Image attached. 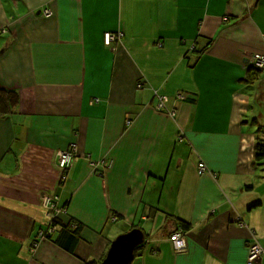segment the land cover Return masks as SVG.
Returning a JSON list of instances; mask_svg holds the SVG:
<instances>
[{"label": "crops", "instance_id": "obj_1", "mask_svg": "<svg viewBox=\"0 0 264 264\" xmlns=\"http://www.w3.org/2000/svg\"><path fill=\"white\" fill-rule=\"evenodd\" d=\"M107 31L122 33L110 47ZM253 53L264 0H0V264H99L134 227L144 242L130 264H246L252 239L264 264ZM70 143L61 181L56 153ZM47 196L65 208L56 220L81 226L71 252L58 229L39 236Z\"/></svg>", "mask_w": 264, "mask_h": 264}, {"label": "built area", "instance_id": "obj_2", "mask_svg": "<svg viewBox=\"0 0 264 264\" xmlns=\"http://www.w3.org/2000/svg\"><path fill=\"white\" fill-rule=\"evenodd\" d=\"M44 14H47V11H43ZM122 36L121 33H118V35L114 36L113 34L106 33L104 36V42L106 45H109L112 41L116 40L117 38H120ZM250 65L251 68H254L255 71H258L262 74H264V53H253L251 54L250 59ZM179 98H182L181 95L178 96ZM162 98V97H160ZM162 100V99H160ZM162 104H158L157 108H162ZM77 155V145L76 143H70L69 146L65 149L58 150L56 153V166L61 172L60 179L61 181L65 179V171L70 166V162L74 156ZM104 159L100 158L99 160L90 162L92 167H100L104 164ZM97 174L101 175V170ZM205 171V166L202 162H199L197 164V172L199 174L203 173ZM56 196L53 197H44L42 199L43 205L48 209L49 214L52 217L56 216L57 214L64 212L62 208H59L56 206ZM54 226L46 227L45 230H42L39 233V236L41 238H44L45 236L50 235V233L54 230ZM169 240L172 243L173 249L176 251H182L185 249V238L183 236V233L181 230L173 232ZM35 246V244L32 245V248ZM32 250V249H31ZM263 253L262 247L257 243L255 239H252L251 242H249V248H248V254H247V264H254L257 262L261 254Z\"/></svg>", "mask_w": 264, "mask_h": 264}, {"label": "trees", "instance_id": "obj_3", "mask_svg": "<svg viewBox=\"0 0 264 264\" xmlns=\"http://www.w3.org/2000/svg\"><path fill=\"white\" fill-rule=\"evenodd\" d=\"M106 33H110V34H113L114 36H116V35H118V33H121V32H114V33H112V32H108L107 31V32H104L103 33V44L105 46H107V47L108 46L110 47L112 45V43L115 42L119 38H117L116 40L112 41L109 45H106L105 42H104V36H105ZM209 43L210 42H208L207 45H209ZM207 45H205L202 49H199V50H197V49H195V47H193L194 51H196L197 59L200 57L201 54H203L205 52V50L208 47ZM252 71L254 72V74H259L257 71L253 70V68H252ZM251 80H252L251 73L248 71V73L246 74L245 78H243L241 81H243V82H249ZM0 92H5V91H2L1 90ZM0 97H1V94H0ZM160 97H162V96H160ZM15 98H16L15 95H13V97L11 98V100H10V97H9V102L10 101H11V103L14 102V100H16ZM3 100H4V97L3 98H0V110L5 111L6 110L5 105L2 104L3 103ZM93 102L95 103V100ZM158 102H159V100H158ZM158 102L156 104V108H157V105L159 104ZM157 109L158 110H164L165 108L163 106L162 108H157ZM86 159H87L88 162H92V161L99 160L100 158H98V159H92L91 157H89V158L87 157ZM263 159H264V142L263 143H260V141H255L254 161H261ZM73 223L74 222L61 223L58 220H56L55 218L50 222V225H57L58 226V231H57L58 233L56 234V236L54 238L55 244L66 248L68 252H71L72 251V248H73V246L75 244V240H76V238L78 236V233H79V229L81 227L80 224H78L77 222L74 225H73ZM181 225H183V224H181ZM178 230H181V232L183 233L184 232V225L178 227L175 231H178ZM175 231H173V232H175ZM171 234H169L168 238L170 237ZM249 242H251V241H249ZM249 242H247L246 264H247V254H248ZM142 246L143 245H140V246H138L136 248V250L134 252V255L136 253H138L137 251L140 250Z\"/></svg>", "mask_w": 264, "mask_h": 264}, {"label": "water", "instance_id": "obj_4", "mask_svg": "<svg viewBox=\"0 0 264 264\" xmlns=\"http://www.w3.org/2000/svg\"><path fill=\"white\" fill-rule=\"evenodd\" d=\"M144 242L140 228L134 227L117 235L109 244L104 258L99 264H130L136 248Z\"/></svg>", "mask_w": 264, "mask_h": 264}, {"label": "clouds", "instance_id": "obj_5", "mask_svg": "<svg viewBox=\"0 0 264 264\" xmlns=\"http://www.w3.org/2000/svg\"><path fill=\"white\" fill-rule=\"evenodd\" d=\"M102 174V173H101ZM48 197V196H47ZM53 197V196H52ZM57 200V199H56ZM57 206V205H56ZM58 207V206H57ZM46 208V207H45ZM60 208V207H59ZM62 209H63V211L65 212V208L64 207H61ZM47 209V208H46ZM47 211H48V209H47ZM49 212V211H48ZM62 213V212H61ZM50 215V214H49ZM57 216V215H56ZM56 216H54V217H52L51 218V216H50V218H51V221L54 219V218H56ZM114 218H111V220H113ZM75 223H73V225H74ZM49 226H54V230H56V229H58V226L57 225H50V223H49V225L47 226V227H49ZM53 232V231H52ZM51 232V233H52ZM50 233V234H51ZM173 233V232H172ZM49 236V235H48ZM45 237H47V236H45ZM185 243H186V240H185Z\"/></svg>", "mask_w": 264, "mask_h": 264}, {"label": "rangeland", "instance_id": "obj_6", "mask_svg": "<svg viewBox=\"0 0 264 264\" xmlns=\"http://www.w3.org/2000/svg\"><path fill=\"white\" fill-rule=\"evenodd\" d=\"M253 70H254V68H253ZM258 72V71H257ZM259 74H261V75H264V74H262V73H260V72H258ZM257 119H259V117L257 116ZM263 120H264V117L262 118ZM256 131V130H255ZM78 151V150H77ZM78 155V154H77ZM77 155L76 156H74L73 158H72V160H71V162H70V166L72 165V163H73V160H75L76 159V157H77ZM57 167V166H56ZM58 168V167H57ZM99 171V170H98ZM97 171V172H98ZM101 172L103 173V168H101ZM65 178H66V175H65ZM65 180V179H64ZM57 198V197H56ZM117 236V235H116ZM115 236V237H116Z\"/></svg>", "mask_w": 264, "mask_h": 264}]
</instances>
